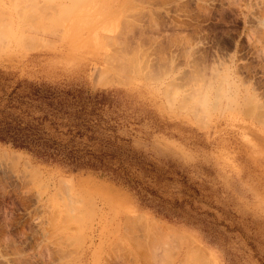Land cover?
I'll use <instances>...</instances> for the list:
<instances>
[{
  "label": "rangeland",
  "instance_id": "374dc122",
  "mask_svg": "<svg viewBox=\"0 0 264 264\" xmlns=\"http://www.w3.org/2000/svg\"><path fill=\"white\" fill-rule=\"evenodd\" d=\"M41 115L103 164L0 140V264H264V0H0V120Z\"/></svg>",
  "mask_w": 264,
  "mask_h": 264
},
{
  "label": "trees",
  "instance_id": "16d2710c",
  "mask_svg": "<svg viewBox=\"0 0 264 264\" xmlns=\"http://www.w3.org/2000/svg\"><path fill=\"white\" fill-rule=\"evenodd\" d=\"M31 94L35 98L45 99V104L51 106V109H60L61 102L53 101V91L47 86L33 85ZM47 118L41 115L36 121H23L17 117H10L9 120H0V140L9 141L12 145L26 148L35 154L43 157L60 160L72 166H100L103 164L100 157L92 154L91 151L80 149L74 146L68 138L61 141L57 137L50 136L41 124ZM51 123H54L52 120ZM55 128V126H54ZM67 133L71 132L67 128ZM80 135L79 129L75 130ZM73 135V134H72Z\"/></svg>",
  "mask_w": 264,
  "mask_h": 264
},
{
  "label": "bare ground",
  "instance_id": "6f19581e",
  "mask_svg": "<svg viewBox=\"0 0 264 264\" xmlns=\"http://www.w3.org/2000/svg\"><path fill=\"white\" fill-rule=\"evenodd\" d=\"M132 15H133V14H132ZM126 21H127V20H126ZM121 22H123V21H121ZM128 23H129V22H128ZM115 24H116V22H115ZM115 24H114V26H115ZM117 24H118V23H117ZM117 24H116V25H117ZM119 25H120V24H119ZM115 27L117 28V26H115ZM120 28H121V27H120ZM1 29H2V28H1ZM11 29H12V28H11ZM121 29H122V28H121ZM20 34H22V33H20ZM125 34H126V33H125ZM2 37H3V36H2ZM2 37H1V38H2ZM123 37H125V36H123ZM5 39H6V38H5ZM5 39H4V40H5ZM20 39H23V38H20ZM6 40H7V39H6ZM125 41H126V40H125ZM12 45H13V43H12ZM135 48H136V47H135ZM122 49H123V48H122ZM139 57H140V56H139ZM126 64H127V63H126ZM133 64H134V63H133ZM119 65H120V64H119ZM127 66H128V65H127ZM118 67H119V66H118ZM128 67H129V66H128ZM120 68H121V67H120ZM120 71H121V70H120ZM126 71H127V70H126ZM101 76H102V75H101ZM103 81H104V80H103ZM190 92H192V91L190 90ZM196 92H197V91H196ZM189 96H190V95H189ZM187 97H188V96H187ZM193 97H194V96H193ZM191 98H192V96H191ZM183 99H185V98H183ZM186 100H187V98H186ZM186 100H185V102H186ZM182 103H183L182 105H184V101H182ZM194 105H196V104H194ZM194 105L192 104L193 107H194ZM180 107H181V106H180ZM193 107H192V108H193ZM196 107H197V106H196ZM196 107H195V108H196ZM202 107H203V106H202ZM202 107H201V108H202ZM188 108H189V107H188ZM201 110H202V109H201ZM132 218H133V217H132ZM128 219H130V218L128 217ZM130 220H131V219H130ZM131 221H132V220H131ZM142 221H143V220H142ZM133 222H134V220H133ZM154 223L156 224L157 222L155 221ZM150 224H152V223H150ZM159 224H160V223H159ZM142 225H143V224H142ZM157 225H158V224H157ZM157 225H154L155 228L157 227ZM144 226H145V225H144ZM150 226H151V225H150ZM152 226H153V225H152ZM158 227H159V225H158ZM151 230H152V228H151ZM157 231H158V230H157ZM162 231H163V229L161 230V233H163ZM166 231H168V230H166ZM166 231H165V232H166ZM154 232H155V231H154ZM155 233H156V232H155ZM158 234H159V233H158ZM154 235H155V234H154ZM156 235H157V233H156ZM152 236H153V235H152ZM176 236H177V235H176ZM154 238H155V237H154ZM154 238H153V239H154ZM157 238H158V236H157ZM160 238H162V237H160ZM179 239H180V238H179ZM133 244H134V243H133ZM191 248H192V251H193V249H196L195 247H194V248L191 247ZM189 251H190V249H189ZM190 252H191V251H190ZM193 252L195 253V251H193ZM193 258H194V257H193ZM188 261H189V260H188ZM190 261H191V260H190ZM195 263H197V261H196ZM201 263H202V262H201ZM201 263H200V264H201ZM198 264H199V263H198Z\"/></svg>",
  "mask_w": 264,
  "mask_h": 264
}]
</instances>
